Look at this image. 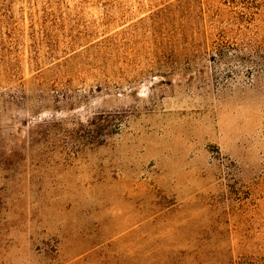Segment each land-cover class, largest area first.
I'll return each instance as SVG.
<instances>
[{
	"label": "rangeland",
	"instance_id": "rangeland-1",
	"mask_svg": "<svg viewBox=\"0 0 264 264\" xmlns=\"http://www.w3.org/2000/svg\"><path fill=\"white\" fill-rule=\"evenodd\" d=\"M0 264H264V0H0Z\"/></svg>",
	"mask_w": 264,
	"mask_h": 264
}]
</instances>
